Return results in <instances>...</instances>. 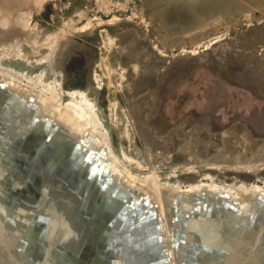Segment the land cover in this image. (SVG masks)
Wrapping results in <instances>:
<instances>
[{
	"label": "rangeland",
	"instance_id": "374dc122",
	"mask_svg": "<svg viewBox=\"0 0 264 264\" xmlns=\"http://www.w3.org/2000/svg\"><path fill=\"white\" fill-rule=\"evenodd\" d=\"M17 3L26 25L0 50V74L19 86L41 75L39 90L55 83L64 104L84 93L130 176L180 190L262 186L264 0H139L127 19L68 0Z\"/></svg>",
	"mask_w": 264,
	"mask_h": 264
},
{
	"label": "water",
	"instance_id": "95a60500",
	"mask_svg": "<svg viewBox=\"0 0 264 264\" xmlns=\"http://www.w3.org/2000/svg\"><path fill=\"white\" fill-rule=\"evenodd\" d=\"M17 2L0 0V20ZM21 34L0 26L6 45ZM12 90L0 80V264H264V197L242 216L240 198L181 190L163 214L155 191L128 189L81 135L53 134L35 98ZM201 219L217 229L191 230Z\"/></svg>",
	"mask_w": 264,
	"mask_h": 264
},
{
	"label": "bare ground",
	"instance_id": "6f19581e",
	"mask_svg": "<svg viewBox=\"0 0 264 264\" xmlns=\"http://www.w3.org/2000/svg\"><path fill=\"white\" fill-rule=\"evenodd\" d=\"M18 7V6H17ZM19 10L13 9V15L9 18H3L0 20V26L6 27V29H9L11 24L17 28L22 27L24 29V25L22 26L23 19H21V13H18ZM11 23V24H10ZM23 32V31H22ZM24 33V32H23ZM23 35V34H22ZM7 39L3 38L0 40V50H9L10 48H14L18 42L17 36L14 38L13 42L11 44L6 45ZM14 46V47H13ZM18 46V45H17ZM18 55V51H17ZM21 55V54H20ZM49 58V57H48ZM16 78V77H15ZM11 79V78H10ZM7 77L0 74V80L7 83L16 93L18 96H22L23 98H28L29 96H33L35 98L36 105L39 107V112L47 114V116L51 117V119L56 123V130L53 132V134H58L57 131H63L64 133H71L81 135L84 138V142L86 143V147L88 149H92L93 151H97L99 154H101V157L104 159L105 162L108 163V168L112 172L113 175H116L120 177V179L126 184L129 185L127 187L130 190L137 189L141 192H149V190L155 191V195L153 196L154 199H156V203H158L160 206L161 212L166 214L167 209L165 208V203H171L175 202L174 195L175 193L181 192L180 189H177L175 187H165V186H159L155 184V182L151 181H145L135 178V176H130L126 172V170L122 169L120 165L118 166V162L115 161V158H113L110 153L109 149L104 146L102 143L103 136L98 133L97 127H99L98 121L95 119L96 113L94 112V107L90 99L86 97L84 93L77 92V91H70L67 93V96L69 98V101L67 103H62L61 99V89L58 88V85L55 83L51 85L48 90H39V84H42V76L38 75L33 78H29V81L27 85L20 86L10 80ZM20 82V81H19ZM19 84V83H18ZM25 114V113H24ZM16 123V122H15ZM101 130V127L98 128ZM100 132V131H99ZM75 140V139H74ZM45 185V183H44ZM142 188H140V187ZM41 187L43 188V185L41 184ZM163 189H167L168 191H164ZM210 189L213 192H223L228 193L231 197L240 198L241 199V206L242 209L240 214H248L254 212L259 205L262 204L257 201V197L260 195L264 197V182L262 183V186H259L256 183H250L246 184L245 186H236V185H225V186H219L214 183H210L209 185L205 184H197V185H191L188 188L182 190V191H194L196 193H200L202 190ZM154 193V192H153ZM66 198L67 197L65 196ZM236 201V200H235ZM190 202V201H189ZM180 205L183 207H186L188 210L191 206L188 205L186 201H180ZM162 214V215H163ZM232 218L235 220V213L231 214ZM201 221H203L202 224ZM208 221V222H206ZM211 220H198L193 225H190V229L197 231L200 230L197 227L201 226L203 229V232L205 230H208V232H213L217 229L215 223L210 222ZM80 223V221H79ZM166 223V221H165ZM60 227V226H59ZM62 228V227H61ZM189 228V226H188ZM167 229L169 232H171L172 228L171 225L167 224ZM223 230V229H222ZM228 233V232H227ZM245 235L249 232L245 231ZM22 234L16 230H13V249H16V246H18V241L16 239L18 236L20 237ZM202 235V234H201ZM223 235L226 236V232H223ZM9 246H12V244H8L4 246V248H8ZM248 247V246H246ZM238 252L242 251V248L237 247ZM19 249V247H17ZM244 249V248H243ZM250 249V248H249ZM249 251V250H248ZM237 252V253H238ZM4 264V263H1ZM14 264V263H13Z\"/></svg>",
	"mask_w": 264,
	"mask_h": 264
},
{
	"label": "built area",
	"instance_id": "2783aa9c",
	"mask_svg": "<svg viewBox=\"0 0 264 264\" xmlns=\"http://www.w3.org/2000/svg\"><path fill=\"white\" fill-rule=\"evenodd\" d=\"M75 3H82L86 12L101 18H132L140 10L139 0H68V6Z\"/></svg>",
	"mask_w": 264,
	"mask_h": 264
},
{
	"label": "trees",
	"instance_id": "16d2710c",
	"mask_svg": "<svg viewBox=\"0 0 264 264\" xmlns=\"http://www.w3.org/2000/svg\"><path fill=\"white\" fill-rule=\"evenodd\" d=\"M75 87L76 88H83V83H76L75 84Z\"/></svg>",
	"mask_w": 264,
	"mask_h": 264
},
{
	"label": "flooded vegetation",
	"instance_id": "af4514ba",
	"mask_svg": "<svg viewBox=\"0 0 264 264\" xmlns=\"http://www.w3.org/2000/svg\"><path fill=\"white\" fill-rule=\"evenodd\" d=\"M223 88V91H225V87H222ZM233 92V91H231ZM234 94V93H233ZM233 97H235V95H233ZM228 104H232V101H227Z\"/></svg>",
	"mask_w": 264,
	"mask_h": 264
}]
</instances>
